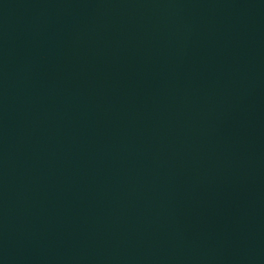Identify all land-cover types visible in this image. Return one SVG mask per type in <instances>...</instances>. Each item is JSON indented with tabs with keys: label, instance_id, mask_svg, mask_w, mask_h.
I'll return each mask as SVG.
<instances>
[{
	"label": "water",
	"instance_id": "water-1",
	"mask_svg": "<svg viewBox=\"0 0 264 264\" xmlns=\"http://www.w3.org/2000/svg\"><path fill=\"white\" fill-rule=\"evenodd\" d=\"M0 264H264V0H0Z\"/></svg>",
	"mask_w": 264,
	"mask_h": 264
}]
</instances>
